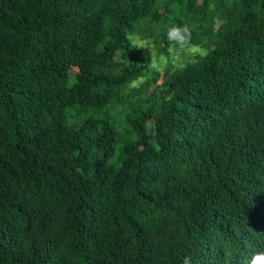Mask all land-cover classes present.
Listing matches in <instances>:
<instances>
[{"label":"trees","instance_id":"16d2710c","mask_svg":"<svg viewBox=\"0 0 264 264\" xmlns=\"http://www.w3.org/2000/svg\"><path fill=\"white\" fill-rule=\"evenodd\" d=\"M173 28L204 53L149 70ZM258 252L264 0H0V264Z\"/></svg>","mask_w":264,"mask_h":264},{"label":"rangeland","instance_id":"374dc122","mask_svg":"<svg viewBox=\"0 0 264 264\" xmlns=\"http://www.w3.org/2000/svg\"><path fill=\"white\" fill-rule=\"evenodd\" d=\"M141 15H143L141 13ZM180 34H174L170 37H167L166 40L160 41L162 49H165L168 44H171L172 38L173 43L170 45L168 50V55L165 56L166 51H160L157 47V44H153L152 39L148 38L145 40H141L140 37H135L134 42L137 46H144L148 56H149V62H148V68L149 70L154 71H162L165 68V65L169 63V65L172 66V68H178L181 65H183L186 60L192 61L194 56L196 54H203L204 50L195 47L192 43H183ZM160 82V81H159ZM158 82V83H159ZM66 90H64L65 92Z\"/></svg>","mask_w":264,"mask_h":264},{"label":"clouds","instance_id":"9594fccd","mask_svg":"<svg viewBox=\"0 0 264 264\" xmlns=\"http://www.w3.org/2000/svg\"><path fill=\"white\" fill-rule=\"evenodd\" d=\"M186 30V26H185ZM181 30L179 28H173L169 31V35L172 36L174 34L179 33ZM191 256H186L183 260V264H191ZM250 264H264V252L255 253L252 256Z\"/></svg>","mask_w":264,"mask_h":264}]
</instances>
